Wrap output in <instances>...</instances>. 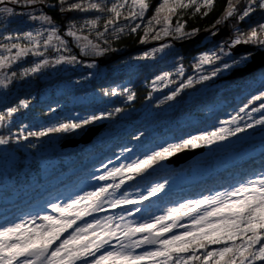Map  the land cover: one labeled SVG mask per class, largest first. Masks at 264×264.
Here are the masks:
<instances>
[{"label":"snow or ice","instance_id":"snow-or-ice-1","mask_svg":"<svg viewBox=\"0 0 264 264\" xmlns=\"http://www.w3.org/2000/svg\"><path fill=\"white\" fill-rule=\"evenodd\" d=\"M9 2L48 7H55L58 4L61 13L90 10L107 12L110 17L104 22V31L96 32L97 38L104 37L109 27L116 35L124 33L126 28L135 33L141 24L129 22L143 21L150 8L149 0H114L110 7L104 3V0L101 2L56 0V4H49L48 0H0V5ZM241 2L242 0H227L225 12L216 24H221L232 17L244 21L257 9L264 10V0H243V6L238 8ZM214 4L215 0H161L155 7L154 14L147 21L144 37L147 38L150 33H154L152 38L155 40L161 39L162 36H175L177 39L193 38L198 30L185 31V24L181 23L180 19L173 24V17L178 16L180 10L187 9H193V14L201 13L207 16ZM202 9L205 11L202 12ZM0 14H6L8 17L16 15L13 8L6 6L0 7ZM20 15H26L31 21H42L52 27L37 30L35 33L27 31L4 37L9 43H0V75L3 76L0 78V87L3 88H7L12 79L18 77L16 72H12L9 76L2 70L9 68L22 57L29 54L43 56L41 47L47 49L54 40L67 50L66 43L58 35V29L51 16L36 15L34 12L20 13ZM121 18L125 21L123 26L118 23ZM155 26H159V30ZM99 27L100 17H96L85 20L79 27L72 23L67 35L78 42V46L85 51V54H88L87 50H91L92 54L103 55L112 49L89 38L91 31ZM85 29L88 30L87 35L82 34ZM21 39L28 43L11 42ZM103 43L107 45L109 41L105 39ZM240 45H256L264 48V23L250 28L248 32H242L238 27L234 28L232 37L210 52L202 53L195 65L198 70H202L204 65L217 66L210 73L201 74L198 79L189 77L164 99L174 101L184 89L211 80L223 71L243 70L241 66L249 65L253 53L251 51L236 53L234 50ZM170 47L171 45L164 44L144 52L137 59H149ZM13 50H15L14 54ZM75 62H77L75 56H59L54 61L57 65ZM50 63L48 59H43L34 66L25 68L20 76L27 77L39 73ZM179 73L183 75L182 67ZM171 76V72L157 75L152 85L155 87L158 83H163L167 87ZM123 91L127 93L129 101L135 99L134 92L128 89ZM103 94L116 96L121 93L112 89L104 90ZM256 101L262 102L258 108H252V112L264 109V91L253 95L230 119L220 121V126L212 130L190 135L176 143H169L129 163L112 168H108L107 164L103 165L106 169L105 173L94 176L93 179L105 183L91 191L76 194L63 203H51L48 207L56 213L55 215L49 213L33 215L22 218L19 222L0 226V264H257V262L264 264V172L230 189L199 199H189L168 208L160 215L152 214L142 222L126 221L122 212L119 217L105 216L100 219L93 218L90 222L85 221L82 225L77 223L83 221L85 217L92 216L93 213L106 211L105 205L111 209H124L125 206H130L126 209L128 216L141 212V208L137 205L157 196L164 190L167 182L157 183L140 192L135 198L127 190H122L126 183L185 149L211 146L245 133L256 125H264V116H262L254 123L241 126L240 121L244 120L241 113H245L250 118V113H246V109ZM30 103V100L22 99L17 106L9 107L6 113H0V126L21 108L27 109ZM124 111V108L118 107L88 117L68 119L38 131L25 133L22 130L15 137V141L19 143L21 140L27 141L29 137L42 138L52 134L71 135L96 121L110 119L114 114ZM140 135L134 136L133 139H140ZM12 139V136L0 135V145H7ZM29 147L34 148L36 145L30 144ZM177 229L182 231H176ZM65 233L68 235L65 236ZM137 249L144 250L138 253Z\"/></svg>","mask_w":264,"mask_h":264},{"label":"rangeland","instance_id":"rangeland-1","mask_svg":"<svg viewBox=\"0 0 264 264\" xmlns=\"http://www.w3.org/2000/svg\"><path fill=\"white\" fill-rule=\"evenodd\" d=\"M5 6L13 8L14 13L16 15H14L13 17H8L6 14H0V43H9V41L4 39V37L8 35L19 34L16 31H6V29L13 22L25 25L27 27V31H33L34 33L37 30H43L45 28L52 27L51 25L44 24L42 21H31L26 15H20V13L28 12H34V14L36 15L45 14L43 5L25 6L22 4H12L10 2L5 5H0V7ZM252 15H254V13L251 14L250 17ZM250 17L246 18L244 21H238L236 17H232V19L229 18L228 21H224V24L221 23L219 25L215 33H218L222 28L226 26V30L224 32L225 34L227 32L229 34L231 32L229 26L227 27V24L229 25L231 20H233L232 24L234 23V30V28L238 27L239 22L243 23L250 19ZM129 23H140L141 27L143 25V21H130ZM175 23L176 20L175 22H173V24ZM54 25L58 29V35L60 36V38L65 41L67 50H65V47L59 45L54 40L53 44L48 46L47 49H45L43 46L41 47L40 51L44 52L43 56H34L32 54H29L26 57H22L19 61L12 63L9 68L2 70L9 76L12 72H16L18 78L12 79L11 83L8 84L7 88L0 87V106H2L3 104L7 105L8 103H10L9 101L13 98L19 97L22 94L20 92L22 88L33 87L34 85H36V82L39 79L43 81V83L46 82L45 86H41L38 89V92L41 93L40 97H38L39 102L48 101L50 97H56L60 94H67L75 88L81 87L82 89L84 88V90H87L86 88L90 89V87L93 86L92 83L94 84V82L96 81L99 82L105 80L106 82L102 83L105 86V90L116 89L118 93L121 94H118L116 96H105L103 94L104 91L100 92L99 94V92H97L95 88L91 89L90 92H86L83 95L74 97L72 102H84L88 103L89 106H92L91 104H94L95 102H99L101 100H105L107 103L110 104L116 99H118L122 102L124 101L126 104L128 103V105L130 106V104L134 103L135 100L129 101L127 99V93L123 90L128 89L129 91L133 92V90L130 89L129 84L131 83L132 79L136 80L139 74L143 75L145 78H148L149 81L147 82L146 80H144L142 85L144 87L147 86L150 89L148 97L143 103V105L141 107L132 106L126 108L123 113L119 114L120 122L117 123L116 126H112V128L106 129L107 124H104V122L109 121L108 119L97 121V124H103V128L101 129V133L99 132L96 136H94L92 140L93 144H91L92 146L89 145L88 147H86L88 149L93 148V145L95 144H100L102 139L105 137L114 140L119 139L121 134L131 129L132 124H134V122L136 123L144 120L150 122V118L152 119V116H155L158 113H161V117L163 115L167 116L173 112L174 106H176L175 109L189 108V111L179 114L177 119L171 117H163L161 120L156 121V118L158 116L155 118L153 117L152 122L154 123L151 124V126L149 127L150 135L144 137L141 136V138L138 140L132 139L133 146L123 145L115 151L117 155H115V153H112L113 156H111L107 161L95 162L102 155V153H96L89 159L83 160L81 161V163H77L75 167L68 170V167L74 164V159L76 156V159H78L79 150H85L81 149V146L75 147L79 148V150L75 155H73V159H71L70 157L59 158L57 156L55 158L51 157L49 159L41 160L40 168L35 171V174L34 172L30 173L31 177L29 176L30 178L27 179V181H25V183H23L22 185H20V180H22V178H26L25 175L19 177V179L14 180L8 174L9 172H11L13 164L18 159L17 152H15L11 147H8V144L0 145V226L8 223L19 222L20 219L27 218L33 215H44L45 213L55 215L56 213H54L52 209L48 207V205H50L51 203H63L76 194H82L85 191H91L95 187H98L99 185L105 183L104 181H98L93 179L94 176H100L105 173L106 169L103 167V165L107 164L108 168H112L121 164L129 163L131 162V160L137 157L142 158L144 155L150 154L153 150H158L162 146H167V144L169 143H176L180 139L187 138L190 136L184 134L174 136L172 130L175 128L181 130L186 126L198 125L204 121H208V124H206L209 128L206 131L212 130L213 128L220 126V121L230 119L231 116L234 115L240 107H243L242 105L239 108L229 109L223 114H221L222 116H224L223 118L218 119L216 118V114L219 113L221 110L226 109V107L229 105L228 101L220 100L219 97H216L217 101L212 104L203 105V107L201 104L195 105L197 99L200 96L205 95L208 91L218 89L217 94H221L234 87L237 88L238 85H236V83L232 86H226V84L229 81L228 78L238 73V70L223 71L218 76L214 77L211 80H208V83L202 85L197 91L190 92L182 101H169L168 103H165L162 108L158 107V104L166 101L164 99L165 96L169 95L173 90L177 89L179 85L181 83H184L189 77H192L193 79H198L201 74H208L213 70L214 67L217 66L216 64L204 65L202 70H198L196 68L193 72L190 73L182 67L183 75H180L179 69L181 67H179V69L177 68L173 72H171L172 76L167 83V87H165L163 83H158V85L155 87L152 85V81L157 75H160L164 72H169L164 68H158V63H161L160 61L165 58L172 59L175 54L174 52L182 45L185 40H189L190 38L177 39L175 36H162L161 39L157 40L158 43H156L154 46L144 49L143 53L151 51L154 48H159L164 44H169L171 45V47L165 49L164 52L157 53L154 57H151L149 59H137V57L143 55L141 51L140 53L135 55H117L116 59L114 60H106L104 54L95 55L92 54L91 50H87L88 54H85V51H82L81 48L78 46V42L73 37H69L67 35L69 27L65 26L62 28L56 22H54ZM79 26L80 25H77V27ZM125 30L128 29L126 28ZM110 31H112L111 27ZM185 31L187 30L185 29ZM82 34L87 35L88 33L84 31ZM45 35H47V33H45ZM213 36L214 34H202L201 38H204L203 44H206L207 42L211 41L213 39ZM229 36L230 35H225L223 37L228 38ZM89 38L97 43H99V40L101 39L95 37L97 39L96 40L92 38L91 35L89 36ZM11 42H19L22 44L28 43V41L23 39L19 41L14 40ZM222 43L223 42H220L217 45L210 47L209 50L203 51L202 53L210 52ZM248 46L249 51L253 45ZM57 48H59V51H57ZM256 48L257 50L264 49L258 46H256ZM14 52L15 50H13V54ZM59 56H75L77 57V62L62 63L57 65L54 63V61ZM43 59H48L51 63L48 66L43 67L39 73L30 74L27 77L20 76V73L25 68L32 67L35 63L41 62ZM120 73L124 74L126 77L129 78L124 79L118 83H113L114 78ZM178 74L179 78H177L176 76ZM72 76H75L76 78H72L70 80L61 79L69 78ZM109 77L112 78L108 79ZM0 78H3V76L0 75ZM263 80L264 75H260L258 76V79L255 80L253 78L246 84L241 85L242 90H247L243 95L249 94L251 90L253 88H257V86ZM175 81L177 82L175 83ZM150 93L151 96H149ZM22 99H24L22 96L21 98L19 97V100L16 102V104L12 102L10 107L17 106L19 101ZM261 102L262 101H256L254 104L250 105L248 109H246V113H250V118L245 113H241V115L244 116V120L240 121L241 126L246 123H254L255 120L260 119L262 116H264V109L259 112L251 111V109L254 107L258 108ZM8 108L5 109V112ZM64 108V104L56 105L51 111V114H59ZM89 110H91V108ZM112 110L114 109H103V111ZM30 111L31 109L29 108V111L27 113L28 115H31ZM100 112H102V110L99 112L96 110L86 111L85 113H78L77 115L73 114L71 117L65 116L63 117V120L88 117L93 114H99ZM19 116V113H15L13 114V116L6 119L3 122V125L0 126V131L10 126L14 120H19ZM134 118L135 120H133ZM212 118L214 120H212ZM59 119L53 121L52 124H58ZM25 126H23L22 129H24ZM80 137L73 139H79ZM146 140L147 142H145ZM66 141L67 140H65L63 144ZM32 144H35L36 147L33 148L26 146L24 148L25 153L28 155L27 161L29 163L31 160L34 159L32 157H36L38 155L42 156L43 154H54V152L61 149L59 144V137L53 135H49L37 142H32ZM109 146L110 147L105 149V153H108L110 150H112L113 147L117 148L119 145L118 143L113 141L109 144ZM202 147H204V151L189 160L191 165L185 166L183 170L175 173L174 175H171V177H168L165 180H152L151 183L141 185V180L148 181L152 177L151 175L144 174V177L140 178L139 176H137L135 180L129 181L124 185V189L122 190H127L135 198L139 195L140 192L146 191L148 188L154 186L155 184L167 182L164 190L158 193L157 196L150 198V200L143 202V204L141 205H137L141 208V212L135 213V215L133 216H128L126 209L130 206H125L124 209H111L107 205H105V208L107 209L106 211L100 213H93L92 216L85 217L83 221H78L77 223L82 225L85 221L90 222L93 218L100 219L105 216L119 217L122 212L125 215L126 221L132 220L135 222H142L144 219L149 218V216L152 214H163L164 211H166L168 208H164L161 202L159 204L157 202V198L160 195L164 194L167 190L181 186H189L213 175L218 171H222L223 169L233 164L243 162L253 155H259L260 153H262L264 151V125H256L254 128L248 129L245 133L238 134V136L235 137H230L226 141L217 142L216 144H213L211 146ZM66 148L64 147V151L61 154H65L72 151ZM125 149H131V151H125ZM34 153L37 155H35ZM88 162L90 163V166L80 171L81 169H83L82 166H84ZM171 168L172 167L167 165L164 160L159 164L154 165L153 168L149 170V172L170 170ZM52 174H56V176L53 178L51 177L47 182L43 183L42 185L39 183L38 179L34 180L35 176L41 177L43 179L44 177H50ZM71 176H73V178L66 181L67 178ZM30 179H33V181H31ZM37 190H39V192H36ZM176 231H182V229H177ZM67 235L68 233H65V236ZM143 250L144 249H137L136 251L139 253Z\"/></svg>","mask_w":264,"mask_h":264},{"label":"trees","instance_id":"trees-1","mask_svg":"<svg viewBox=\"0 0 264 264\" xmlns=\"http://www.w3.org/2000/svg\"><path fill=\"white\" fill-rule=\"evenodd\" d=\"M93 2H101V0H93ZM112 2H114V0H104V3H106L108 7L111 6ZM160 2L161 0H149L150 8L148 12H146L145 14L143 25L142 27L137 29L135 33H132L129 30H125L124 33H120L119 35H116L112 31H110V27H109V31L106 33V35L99 40V43H101L102 46L109 47L112 49V51L104 53L106 60H114L116 59L117 55L123 56V54H125L127 56H131L138 54L141 51L143 53L144 49L154 46L156 43H158L157 40L152 38L154 33H150L147 38L144 37V28L147 26L148 19H150V17L154 14L155 7L158 6ZM48 3L56 4V0H48ZM226 3L227 0H215V4L213 5V8L208 12L207 16H204L201 13L193 14V9L180 10L178 16L173 17V22H175V20L177 19H180L181 23L185 24V29L187 31H192L193 29H197L198 33L195 37L190 38L189 40H185L182 43V45L174 52L175 54L172 59L165 58L162 61H160L161 63H158L159 65L158 68L160 69L164 68L169 72H173L175 69L177 68L179 69V67H183L184 69L187 70V72L189 73L193 72L196 69L195 65L197 63V58L203 51L209 50L210 47L217 45L220 42H224L230 37H232L234 35V32L229 33L230 36L228 38L222 37L218 40L212 39L206 44H203L204 38H201L202 34L213 35V33L217 30L220 24H216V21L221 19V17L223 16L226 8ZM242 6H243V0L241 2V5H238L237 7L239 8ZM43 7H44L43 8L44 13L51 16L53 18V22L58 23L62 28L65 26L70 27L72 23H75L76 25H82L85 20H90V19H95L96 17H100V27L97 29H93L91 31V37L94 39H96L95 37L97 31L100 32L104 31L103 28L104 22L107 18L110 17L109 13L107 12L101 13L96 10H90L88 12L70 11V12L61 13L59 11L58 4H56L55 7H48L46 5H43ZM203 11H205V9H202V12ZM118 23L121 26L125 23V21L123 20V18H121V20ZM260 23H264V10L257 9L256 13H254V15L250 17V19H248L243 23L239 22L238 28L242 32H248L250 28L256 27ZM222 24H224V22ZM233 24L230 22L229 28H233ZM155 27L157 28V30H159V26H155ZM6 31L7 32L16 31L19 34H22L27 31V27L25 25H22L21 23L13 22L6 29ZM85 32L88 33V30L85 29ZM105 39L109 41V44L104 45L103 42ZM142 40H145V42H141ZM249 51H251L254 54L257 51L256 45H253ZM237 74L238 73L229 77L228 78L229 81L226 84V86L228 85L232 86L236 83V85H238L237 88L234 87L221 94H217L218 89L213 91H208L205 95L200 96L197 99L195 105L201 104L203 107V105L212 104L215 101H217L216 97H219L220 100L228 101L229 105L226 107V109L221 110L219 113L216 114V118L221 119L224 117L221 114H223L225 111L232 108H239L240 106L247 103L250 97L264 91V80L261 81V83L257 86V88H253L249 94L243 95L247 90H242L241 88V85L246 84L247 82L251 81L253 78L256 80L258 79V76L264 75V67L250 73H245L243 76L235 77V75ZM176 76L177 78H179V74ZM72 78L74 79L76 77L72 76L69 78H61V79L70 80ZM111 78L112 77H109L108 79ZM127 78L129 77H126L124 74L120 73L114 78L113 83H118ZM144 80H146L147 82L149 81L148 78H145L141 74L138 75L136 80L135 79L131 80L129 87L135 93V99H134L135 102L130 104V106L128 105V103L126 104L124 101L122 102L121 100L118 99H116L114 102L110 104L107 103L105 100H101L99 102H95L94 104H91L92 106H89L88 103H84V102H78V103L72 102L74 97L83 95L86 92H90L91 89L96 88L97 92H99L100 94V92H103L105 90V86L102 84L106 82L105 80L99 82L96 81L94 82L95 85L92 83L93 86H91L90 89L86 88L87 90H84V88L82 89L81 87L75 88L74 90L70 91L67 94H60L59 96L56 97H50L48 101H41V102L38 101V97H40L41 95V93L38 92V89L41 86H45L46 82L43 83V81L39 79L36 82V85H34L33 87L22 88L20 90L22 94L19 97L21 98L22 96L24 99L30 100L31 101L30 106L28 107V109L21 108V110L18 112L20 115L19 116L20 119L14 120L10 126L0 131V135L2 136L13 137V139L8 143V147H11L18 154L17 161L13 164L11 172L8 173L9 176L12 177V179L16 180L19 179V177L25 175L26 178H22V180H20L21 182L20 185H22L23 183H25V181H27V179L31 177L30 173L34 172L35 174V171H37L40 168L41 160L49 159L51 157L55 158L57 156L59 158L70 157L71 159H73V155H75L79 150V148H75L77 146L78 147L81 146V149H85V150H79L78 159H76L77 158L76 156L74 159L75 162L73 161L74 164L69 166L68 170L75 167L77 163H81V161L89 159L96 153H100V154L102 153V155L95 162L107 161L111 156H113L112 153H115V155H117L115 151L118 150L123 145L133 146L132 141L135 140L133 139L134 136L140 135L141 133H143V135H140V138L141 136L144 137L150 135L149 127L151 126V124L154 123L152 122L153 117L155 118L158 116L156 118V121L161 120L163 117L164 118L171 117L177 119L179 114L189 111V108L175 109L176 106H174L173 112L167 116L163 115L161 117L160 115L161 113H158L155 116H152V119L150 118L149 120L150 122H148L147 120L136 123L134 122V124H132L131 129L121 134V136L117 140L109 139L105 137L102 139L100 144L93 145V148L91 149H88L86 147L93 144V141L90 142V144L88 143V145L78 144L77 146L74 147H67V148L65 147L66 149L72 150L71 152L65 154H61L64 151L62 144L65 140L78 138L87 130V128L97 125H103V124H97L96 121L88 125L85 129L71 135L52 134L53 136L59 137V144L61 149L54 152V154H50V155L43 154L42 156L38 155L36 157H32L34 159L31 160L30 163L27 161L28 155L25 153L24 148L32 144V142H37L39 140L44 139L45 137L42 138L29 137L27 141L21 140L19 143H16L15 141V137L19 135L22 130L26 133L27 131H38L46 127H51L54 126L52 122L56 121V119L60 118L58 120L59 122L66 121L67 119L63 120V117L65 116L71 117L73 114L77 115L78 113H85L86 111H92V110H96L99 112L101 110L103 111V109L105 110L108 108L115 109L119 107V105L124 109L132 106L141 107L145 102V100L147 99L148 93L150 92V89L147 86L146 87L142 86ZM176 82L177 81H175V83ZM207 83L208 81H203L201 83L194 84L193 87L184 89L182 92H180V94L177 96L175 100L182 101L190 92L197 91L202 85ZM19 97L10 100L9 101L10 103H8L7 105L3 104L2 106H0V113H6L5 109L10 107L12 102L16 104V102L19 100ZM168 102L169 101L160 103L158 104V107L162 108L165 105V103ZM61 104L65 105V108L62 109V112H60L59 114H55V113L51 114L52 113L51 111L53 110L54 106ZM29 108L31 109L30 111L31 115L27 114ZM90 108L91 110H89ZM119 114L120 113L114 114L112 118L108 119L109 121L104 122V124H107L106 129L112 128V126H116V124L120 122ZM133 120H135V118ZM212 120L214 119L212 118ZM206 123L208 124V121H204L198 125H189L182 128L181 130L175 128L172 130V132L174 133V136H179L181 134L184 135L199 134L200 132L206 131L209 128ZM22 125L23 126L26 125L24 129H22L23 128ZM113 141L118 143L119 146L117 148L113 147L112 150H110L108 153H105V149L110 147L109 144ZM145 142H147V140ZM189 165H191L190 161L175 168L173 166L170 170H161L157 172L148 171L145 174L151 175L152 177L148 181L141 180V185L151 183L152 180L153 181L165 180L168 177H171V175H174L175 173L183 170L185 166H189ZM89 166L90 163L88 162L84 166H82L83 169H81L80 171L88 168ZM260 172H264V151L259 155L251 156L249 159L243 162L233 164L223 169L222 171H218L213 175L204 178L194 184H191L189 186H181V187L169 189L164 194L160 195L157 198V202L159 204L161 202L164 208H170L178 205L179 203L185 202L189 199H199L204 196L212 195L215 192L224 191L226 189H230L232 187L238 186L240 183L245 182L250 178H255V176ZM55 176L56 174H52L50 177L48 178L44 177L43 179L41 177L35 176L34 180L38 179L39 183L42 185L43 183L47 182L51 177L53 178ZM139 177L140 178L144 177V174ZM71 178H73V176L67 178L66 181L70 180ZM31 181H33V179ZM36 192H39V190H37ZM257 264H261V262H257Z\"/></svg>","mask_w":264,"mask_h":264},{"label":"water","instance_id":"water-1","mask_svg":"<svg viewBox=\"0 0 264 264\" xmlns=\"http://www.w3.org/2000/svg\"><path fill=\"white\" fill-rule=\"evenodd\" d=\"M225 27L222 28L218 33H216L213 36L214 40H218L225 35H229L228 32L225 34V32H224L226 30ZM248 47H249L248 45H240L234 51L236 53L245 52V51H248V49H249ZM262 67H264V50L255 53V55L253 56V59L249 62V65L247 67H243L242 68L243 70H238L239 72L237 75H235V77L243 76L245 73H250V72L256 71ZM102 128H103V125L89 127V128H87V130L82 134V136L79 139L67 140L64 144H62V147L63 148L64 147H74L80 143L88 144L93 140L94 136H96L101 131ZM203 151H204V147L185 149L184 151L179 152L176 155L169 157L166 160V162L169 165L172 164L173 166L177 167L180 164H183V163L189 161L194 156H196L199 153H202Z\"/></svg>","mask_w":264,"mask_h":264},{"label":"flooded vegetation","instance_id":"flooded-vegetation-1","mask_svg":"<svg viewBox=\"0 0 264 264\" xmlns=\"http://www.w3.org/2000/svg\"><path fill=\"white\" fill-rule=\"evenodd\" d=\"M108 62V61H107Z\"/></svg>","mask_w":264,"mask_h":264}]
</instances>
